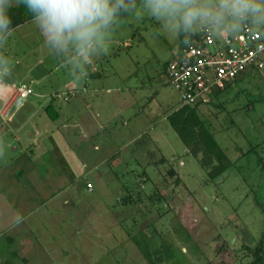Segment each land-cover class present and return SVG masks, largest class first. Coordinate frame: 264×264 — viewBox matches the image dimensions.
Listing matches in <instances>:
<instances>
[{"label":"rangeland","instance_id":"374dc122","mask_svg":"<svg viewBox=\"0 0 264 264\" xmlns=\"http://www.w3.org/2000/svg\"><path fill=\"white\" fill-rule=\"evenodd\" d=\"M22 33L30 36L18 42L25 52L20 60L35 63L40 77L52 72L44 78L46 89L54 92L70 80L98 86V107L110 123L101 132V157L117 146L110 154L117 159L113 170L109 162L100 166L94 192L76 184L72 194L19 207L0 194V264H150L148 254L159 264L254 261L245 248L264 237V80L258 72L198 105L231 161L212 179L169 121L182 101L165 66L193 35L177 39L159 32L151 17L130 16L113 31L108 53L77 79L48 50L33 20L14 36ZM61 100L58 94L55 109ZM171 168L183 182L169 178L165 186ZM29 247L39 256L24 261Z\"/></svg>","mask_w":264,"mask_h":264},{"label":"crops","instance_id":"0c3cea01","mask_svg":"<svg viewBox=\"0 0 264 264\" xmlns=\"http://www.w3.org/2000/svg\"><path fill=\"white\" fill-rule=\"evenodd\" d=\"M21 26L11 29L7 38L14 40V44L5 42L0 46V55L11 61V75L5 78L7 88L0 92V194L19 207L25 201H51L66 191L72 194L76 184L94 192L101 184L100 166L109 162L113 170L117 159L110 155L117 146L109 149V155L101 157V132L108 129L110 123L109 113L103 111L102 114L98 107L94 94L98 86L87 82L83 88L70 80L54 92L49 91L52 88L46 89L44 78L52 72L45 69L40 77L35 72V63L24 64L20 60L25 52L19 50L18 42L30 36L29 33L14 36ZM39 61L45 62L44 59ZM15 63L20 68L15 67ZM255 72L249 70L245 75ZM14 84H26L33 92L18 103L12 98ZM62 93L64 101L61 100L55 109L54 103L58 94L63 96ZM49 105L58 113L57 118L48 115ZM124 146L122 144L120 148ZM90 175L95 179L92 180ZM23 177L28 178L27 181L20 179ZM88 182L94 186L91 191L87 189ZM125 200V203L131 202L130 196ZM64 202L72 201L65 198ZM25 246L23 243L22 248ZM29 248L28 254L23 251L25 256L21 257L19 253L17 256L24 261L37 258L36 250L32 252Z\"/></svg>","mask_w":264,"mask_h":264},{"label":"clouds","instance_id":"9594fccd","mask_svg":"<svg viewBox=\"0 0 264 264\" xmlns=\"http://www.w3.org/2000/svg\"><path fill=\"white\" fill-rule=\"evenodd\" d=\"M21 5L32 14L48 50L77 79L108 53L113 31L130 16L151 17L159 32L177 39L204 31L219 37L243 29L264 33V0H0V46L11 33L9 9ZM10 75L11 61L0 55V92Z\"/></svg>","mask_w":264,"mask_h":264},{"label":"built area","instance_id":"2783aa9c","mask_svg":"<svg viewBox=\"0 0 264 264\" xmlns=\"http://www.w3.org/2000/svg\"><path fill=\"white\" fill-rule=\"evenodd\" d=\"M249 70H256L264 80V33L243 29L225 37L197 33L175 53L166 73L184 106L210 101L213 92L224 90ZM13 91L18 103L33 92L26 84H14ZM86 186L93 190L92 183Z\"/></svg>","mask_w":264,"mask_h":264},{"label":"trees","instance_id":"16d2710c","mask_svg":"<svg viewBox=\"0 0 264 264\" xmlns=\"http://www.w3.org/2000/svg\"><path fill=\"white\" fill-rule=\"evenodd\" d=\"M9 14L12 20L10 25L11 29L33 20L32 14L23 5L9 9ZM168 63L165 66L166 68ZM244 75L234 82L242 79ZM200 102L193 105L180 106L176 112L169 116V121L190 152L196 156H200V164L207 169L208 176L213 179L222 175L229 168L231 161L226 151L218 143L214 132L201 118L197 109ZM47 112L52 119L58 116V113L52 108V105L47 107ZM176 176H178L177 171L173 168L169 169L166 174L165 186L170 185L169 178L172 179ZM182 182L181 177H176L174 183L181 184ZM245 249L254 257V261L251 264H264V237L254 248L246 247ZM148 256L150 264H159L157 262L158 259L151 258L150 254Z\"/></svg>","mask_w":264,"mask_h":264}]
</instances>
